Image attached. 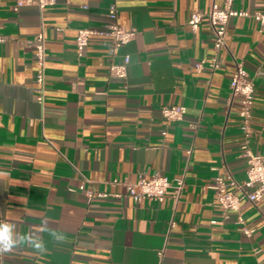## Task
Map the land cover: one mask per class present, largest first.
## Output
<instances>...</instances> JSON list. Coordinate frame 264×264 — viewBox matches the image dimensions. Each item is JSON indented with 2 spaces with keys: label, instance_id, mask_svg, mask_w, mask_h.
<instances>
[{
  "label": "crops",
  "instance_id": "1",
  "mask_svg": "<svg viewBox=\"0 0 264 264\" xmlns=\"http://www.w3.org/2000/svg\"><path fill=\"white\" fill-rule=\"evenodd\" d=\"M224 1L56 0L39 12L0 0V218L22 234L43 231L47 249L20 246L0 264H264V198L241 203L240 224L209 188L217 174L246 178L230 100L236 64L254 86L248 146L264 161V27L230 18L216 53L207 18L196 32L186 24ZM112 5L134 39L112 52L107 38L93 36L79 56L76 32L100 31ZM231 9L264 13V0H233ZM125 55V80L110 77L109 65ZM214 57L220 68H195ZM164 106H184L183 120L164 121ZM154 174L172 186L182 179L179 196L170 188L162 202H135L112 184ZM86 190L109 196L88 200ZM54 231L66 240L55 242Z\"/></svg>",
  "mask_w": 264,
  "mask_h": 264
},
{
  "label": "built area",
  "instance_id": "2",
  "mask_svg": "<svg viewBox=\"0 0 264 264\" xmlns=\"http://www.w3.org/2000/svg\"><path fill=\"white\" fill-rule=\"evenodd\" d=\"M233 0H225L224 7L213 6L211 10L204 14L201 12H193L187 19L186 24L191 31L196 32L202 19L207 18L208 25L211 32L212 47L216 53L222 51L225 47V40L227 35V24L230 18H252L261 27H264V13H249L247 11H236L231 9ZM56 0H16L14 9L17 10L23 6H33L39 12L44 11L48 7L54 6ZM108 22L100 31L79 29L76 32L75 46L79 56L83 55L88 42L93 36H102L109 40L112 52L124 47L130 43L135 36V31L132 29H125L116 22V8L114 5L110 6L107 11ZM3 39L0 37V41ZM35 58L38 67L36 75V83L41 87L44 85V63H45V46L42 34L35 37ZM130 59L127 55L121 57L116 63L109 65L107 72L112 78L124 81L127 75V66ZM221 62L217 57L208 61H199L195 63V68L200 71L207 68L214 71L220 68ZM38 100H42V93ZM230 100L236 105L237 116L239 118V128L243 135L242 144L240 147V154L244 157L246 162V178L242 184H238L228 174H217L210 189L212 190L218 208L223 213L234 212L237 213V222L243 224V219L239 215L241 203L248 201L250 203H257L264 198V161L262 157L255 155L249 149V139L252 134V107L254 100V86L248 78L246 71L240 64L235 65V69L231 76L230 82ZM161 117L166 122H179L183 120L185 115L184 106H164L160 109ZM165 133V132H164ZM189 154L190 151L188 150ZM112 184L122 185L125 189L126 195L135 202L147 199L150 201L162 202L166 192L173 188L175 197H178L182 186V179H176L174 186L164 176L154 174L151 177L139 176L134 182H118L112 181ZM84 190V187H80ZM239 192V193H237ZM85 196L88 200L94 197L106 198L109 195L103 193H95L91 190H86ZM118 198L120 195H114ZM2 219L0 218V222ZM243 234L250 236L252 230L243 228Z\"/></svg>",
  "mask_w": 264,
  "mask_h": 264
},
{
  "label": "clouds",
  "instance_id": "3",
  "mask_svg": "<svg viewBox=\"0 0 264 264\" xmlns=\"http://www.w3.org/2000/svg\"><path fill=\"white\" fill-rule=\"evenodd\" d=\"M48 222L45 220L44 224L39 226L43 230H47ZM43 231L30 230L27 233H20L16 226L12 223L0 222V255L10 253L20 246H27L35 250L36 254H44L46 252V245L40 233ZM59 233V235L57 234ZM51 236L57 243H62L66 237L62 232H52Z\"/></svg>",
  "mask_w": 264,
  "mask_h": 264
}]
</instances>
